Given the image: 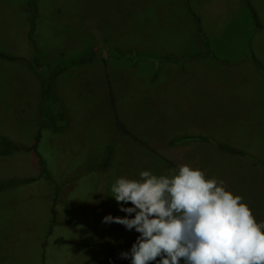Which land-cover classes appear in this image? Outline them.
Listing matches in <instances>:
<instances>
[{
	"label": "rangeland",
	"instance_id": "374dc122",
	"mask_svg": "<svg viewBox=\"0 0 264 264\" xmlns=\"http://www.w3.org/2000/svg\"><path fill=\"white\" fill-rule=\"evenodd\" d=\"M29 1L0 0V51L29 59L33 18L70 121L40 129L38 76L0 58V134L20 148L0 155V183L18 182L0 190V264H131L120 254L140 234L103 218L135 215L110 189L142 170L199 168L264 222V0H249L255 18L245 0ZM194 14L214 57L187 58L203 49ZM108 145L109 167L88 169Z\"/></svg>",
	"mask_w": 264,
	"mask_h": 264
},
{
	"label": "clouds",
	"instance_id": "9594fccd",
	"mask_svg": "<svg viewBox=\"0 0 264 264\" xmlns=\"http://www.w3.org/2000/svg\"><path fill=\"white\" fill-rule=\"evenodd\" d=\"M139 179L119 177L111 185L120 210L107 215L140 235L120 254L131 264H264V222L222 180L182 164L170 175L142 170Z\"/></svg>",
	"mask_w": 264,
	"mask_h": 264
},
{
	"label": "trees",
	"instance_id": "16d2710c",
	"mask_svg": "<svg viewBox=\"0 0 264 264\" xmlns=\"http://www.w3.org/2000/svg\"><path fill=\"white\" fill-rule=\"evenodd\" d=\"M246 6L250 9L251 14L253 18L256 17L255 11L253 7L250 4L249 0H245ZM29 5L33 7V10H35V4L33 0L29 1ZM195 21L197 23V31L199 36L201 37L202 43H203V49L202 50H196L193 53H191L187 58H206V57H214V54L210 50L209 42L204 34L203 30L201 29L199 23V17L194 14ZM30 28L28 31V45L31 50V57L29 59H25L22 56H15L8 54L6 52L0 51V58L6 59L9 61H22L24 64H26L32 72H34L40 82H41V89H40V103H39V111H38V125L39 128H52L57 129L60 127V125L68 123L70 120L67 117L64 104L61 102L60 96L55 92L54 90V78L53 75L49 72V68L43 69L39 49L37 47L36 41L34 39V20L31 18L30 20ZM164 59H170L169 56L165 57ZM87 58L81 57L77 60H71V63L76 62H83L86 61ZM52 62H47V65L50 67L52 66ZM60 69H64L65 64H59ZM156 76V75H155ZM185 139H187V136H177L174 137L170 142L176 143V142H182ZM40 140V133H38L35 137L34 144L29 148L34 154H36L39 158V163L41 165V173H44L46 175V178L50 179L49 174L47 173L45 169V161L37 151V144ZM206 141L211 140L210 138H206ZM217 147L226 152V153H235L236 150L226 144H218ZM20 148L16 145L12 144L11 141L6 138V136L0 134V155L7 156L11 155L17 151H19ZM112 155V147L110 145L106 146L104 154L101 158V160L97 164L89 165L87 168L90 170H106L109 167L110 160ZM34 180V178H26L21 179V182H28ZM17 180H10L8 182H2L0 183V190L5 189L7 187L15 186L17 184ZM52 215H53V223H56V210L54 208L51 209ZM110 260L112 258L110 257Z\"/></svg>",
	"mask_w": 264,
	"mask_h": 264
}]
</instances>
